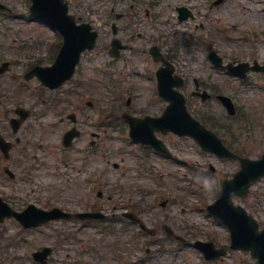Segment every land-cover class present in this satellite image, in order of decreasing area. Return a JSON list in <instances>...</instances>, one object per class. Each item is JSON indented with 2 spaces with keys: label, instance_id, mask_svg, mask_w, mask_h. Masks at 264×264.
<instances>
[{
  "label": "rangeland",
  "instance_id": "rangeland-1",
  "mask_svg": "<svg viewBox=\"0 0 264 264\" xmlns=\"http://www.w3.org/2000/svg\"><path fill=\"white\" fill-rule=\"evenodd\" d=\"M1 1L16 7L18 11L14 17L0 13V65L5 61L12 62L10 72L0 74V93L5 101L0 108V133L6 137L12 136L17 147L14 156L23 148L24 153L33 160L38 157L37 162L29 160L25 163L42 164L39 171L34 173L35 182L18 179L14 182L15 187L4 186L2 190L15 196L18 204L25 202L24 205H27L29 202L45 209L62 207L71 211L82 207L85 199L89 198L84 180V175L87 179L89 173L72 170L74 165L67 167L66 162L72 160L73 164L80 165L81 151L91 148L90 132H106L98 139L97 148L93 147L92 162L87 166L91 172L100 174L102 192L109 191L107 194L111 195L108 199L104 193V199L96 198L97 203L106 204L107 209L104 207V210L115 215L114 220L131 204L138 203L139 214L151 226L164 228L158 232L157 240L162 241L167 251L155 250L146 254L145 247L140 248L131 235L135 232L133 227L123 233L119 224L117 232L112 233L111 222L106 225L109 231L104 229L102 232L95 224L78 232L73 222H55L39 230L28 231L18 223L8 221L0 224V231H3L0 264H37L32 259V253L47 245L56 246L50 264H205L203 256L194 247L173 246L174 243L166 236L167 228L190 242L194 236L201 241H212L217 246L229 244L227 230L208 215L207 205L219 197L222 181L234 175L239 169L238 163L203 153L193 140L171 133L158 136L172 151L174 158L139 157L138 148L128 141L127 128H107V121L121 118L127 110L125 104L129 92L138 98L129 109L137 116L161 115L166 104L157 95L155 97L153 83L147 81L145 75L138 77L130 72L121 75L122 64L115 69L116 75L121 77L114 76V81L107 79V59L102 60L101 56H97L102 52V45L96 51L99 54L83 56L75 77L66 86L54 91L42 89L43 94L37 97L38 93L33 89L38 87L39 82L33 80L25 83L22 76L36 60L48 58L49 46L59 39L58 34L30 20L26 0ZM69 1L76 7L80 5L81 11L84 3L96 2ZM169 2L172 1L159 0V22L155 26L147 25V31L154 35L167 34L165 50L170 51V41L180 40L183 44L180 49L181 66L190 65V74L203 79L213 95L219 92L232 98L238 114L228 116L215 96L206 103L191 99L188 103L190 111L205 120L209 128H215L218 135L234 149L242 151L246 157L258 159L264 153V75L252 73L249 83L245 84L209 64L205 67L203 64L195 65V55L203 61L205 49L199 44L186 49L184 35L172 32L176 28L175 4L167 6ZM204 14L217 20H209L208 32L212 33L210 36H214L215 46L227 60L238 63H253L256 60L264 66V0H226L213 13L205 10L201 16ZM91 19L86 21L91 22ZM186 32L192 34L193 29L189 28ZM29 62L30 67L27 66ZM136 65L143 67L140 57ZM154 87L156 89V81ZM119 95L122 98L119 99ZM57 100H60V105L55 109ZM153 100L159 103L155 104ZM86 101L93 106H88ZM121 105L123 110L119 111V115L111 112L113 107ZM17 108L30 110L31 116L14 134L8 120L15 116ZM71 112L77 113L78 126L85 133L76 140L74 149L64 151L61 150V140L69 125L60 121ZM211 116L217 120L215 124H211ZM117 163L119 168L114 167ZM211 166L216 169L215 172L211 171ZM258 189L259 186L253 188L246 198H236L235 202L253 215L263 228L264 199L256 194ZM156 195H159L158 199ZM164 202L168 204L162 207L161 203ZM224 263L257 264L249 252L241 251L229 253Z\"/></svg>",
  "mask_w": 264,
  "mask_h": 264
},
{
  "label": "water",
  "instance_id": "water-1",
  "mask_svg": "<svg viewBox=\"0 0 264 264\" xmlns=\"http://www.w3.org/2000/svg\"><path fill=\"white\" fill-rule=\"evenodd\" d=\"M33 10L35 12V15L51 23L65 35L66 43L59 58L57 59L56 65L53 69L46 70V72L54 71L58 67L66 65V61L69 60L70 57H73L74 60L71 64V68L73 70L75 65L78 63L79 56L82 50H84L86 47L91 48L92 45L88 44L87 41L82 42V36L78 34V28H76L74 21L67 15L66 6L63 5L62 0H34ZM86 31H88V29H86ZM74 48L75 54H72L70 57H66L68 54H70L71 51L74 50ZM72 72L73 71H71L58 83L51 86L57 87L63 81L69 79ZM175 103L178 107L170 106V108L166 112L165 117L161 120H130L132 127L131 134L137 140L144 142L145 138H148L150 134H152V132L147 131V133L144 135L142 131L143 127H147L149 129L158 128L160 126L169 127L170 124H173L176 120L180 119L186 120L187 122L185 124H182L181 126L174 127L175 132L177 131L183 134L189 131L195 136L201 135L204 130L201 129L199 127V124L188 114L185 104L183 105V99L177 97ZM152 130L153 129H151V131ZM205 133V137L200 139L207 147H209L212 151L218 153L220 156L235 157L222 146L215 135L209 132ZM241 164L242 170L236 175L235 179L232 182H228L226 184L224 195L218 202L217 206H219L218 210L220 211V213L227 218L229 224L231 225L235 239L239 240L243 238L246 241L245 248H252L254 251V255L259 257L261 264H264V236H262L258 242H254L251 244L250 234L251 232H254L255 223L252 221V219L246 216L245 212L242 209L234 208L231 204V199L234 194H245L251 182L264 175V157L257 162H251L249 160L241 159ZM52 214L55 216L54 213H43L36 215V218L33 220V222L27 224V226L41 225L51 218H54L49 217L52 216ZM20 217L21 216H18V218Z\"/></svg>",
  "mask_w": 264,
  "mask_h": 264
},
{
  "label": "flooded vegetation",
  "instance_id": "flooded-vegetation-1",
  "mask_svg": "<svg viewBox=\"0 0 264 264\" xmlns=\"http://www.w3.org/2000/svg\"><path fill=\"white\" fill-rule=\"evenodd\" d=\"M172 2L167 4V6L174 5L175 11L179 8H186L187 15L189 20L187 24H192V28L197 32H202L206 30L207 33L204 36H200L199 40L205 42L204 40L208 39V26L209 16L204 14L201 16V12H206L209 10V0H171ZM214 5V2H213ZM159 6V0H105V9L109 11L112 16L119 17L117 26L118 35H120L122 43L126 47L122 53L121 59L124 60V55L127 53V56L132 55H142L148 52L147 47L153 46L160 39L149 33L146 29L147 25H156L160 14L157 13V7ZM211 8L214 6L211 5ZM207 16V17H205ZM109 22H107V26ZM111 29L115 25L114 20L110 22ZM201 29V30H199ZM112 42V36L111 41ZM107 48H110L108 45ZM173 60H176L172 56ZM175 65H178V62H174ZM182 75H188V72L185 70H179ZM184 75V76H185ZM186 77V76H185ZM9 165L13 170H21L18 168V161L14 159L12 162L8 160ZM20 164V163H19ZM12 201L11 199H9ZM18 207V204H13ZM23 207V206H22Z\"/></svg>",
  "mask_w": 264,
  "mask_h": 264
}]
</instances>
